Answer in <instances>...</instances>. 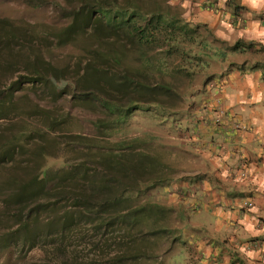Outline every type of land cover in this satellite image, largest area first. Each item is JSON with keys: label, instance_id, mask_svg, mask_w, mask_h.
<instances>
[{"label": "rangeland", "instance_id": "obj_1", "mask_svg": "<svg viewBox=\"0 0 264 264\" xmlns=\"http://www.w3.org/2000/svg\"><path fill=\"white\" fill-rule=\"evenodd\" d=\"M119 1L127 5V0ZM130 2L141 9L143 20L139 23L148 25L150 43L136 46L130 40L111 37L103 40L105 45L103 42L98 46L94 40L85 39L83 47L68 46L54 53L46 52V56L53 57L56 64L58 59L64 61L70 72L82 73L85 65L92 62L80 55L81 50L97 53L98 57L100 54V61L93 66L102 62V67L117 77L124 70L132 73L143 86L138 94L143 102L134 106L126 103L130 92L124 98L118 96L123 107L118 115L105 114L68 96L44 99L52 115L58 116L62 111L70 114L67 123L47 135L92 137L96 141L93 153L99 157L100 152L109 150L114 154L126 149L125 154L130 155L127 159L144 162L142 174L137 177L140 182L127 188V200L117 209H124L125 215L131 213L135 218H118L116 210H111L102 216V222H97L96 217V222L90 224L81 215L79 220L75 218L79 226L60 234L58 219H64L62 213L73 205L72 200L63 201L60 213L39 214L37 230L41 226L44 231L49 228L48 234L42 239L37 237L32 247L15 240L17 245L0 250V264H264V260H252L246 255L260 247L261 239L250 237L240 242L238 233H233L223 221L231 214L253 208L252 202L243 199L236 204L235 198L241 196L238 192L232 193L235 202L229 206L224 203V190H234L241 183L250 186L251 173L240 154L236 164L226 165L227 168L222 165L221 155H237L232 140L226 141L227 135L248 130L247 125L229 116L222 94L225 81L230 74L249 72L254 67L251 61H259L264 54V46L260 48L257 42L238 40L239 30L246 27V8L242 4L249 1ZM40 3L42 6L35 9L21 0H0V19L53 28L65 23L70 15L62 0ZM115 56H120L119 65L113 63ZM15 75L10 74L8 79ZM22 104L30 115L14 112L9 119L0 120V136L8 138L13 130L28 129L33 131V148L39 143L43 119L29 109L28 100L23 99ZM127 109L132 112L123 116ZM99 119L105 121V130L95 129L94 122ZM210 132L222 137L215 140L207 135ZM121 142L127 144L119 146ZM76 151V161H89L87 167H95L97 158L91 162L85 157L90 153L86 148L77 147ZM12 161L24 165L39 160L31 151L19 150L14 151ZM43 165L56 170L62 159L48 157ZM12 166L16 167L13 163ZM4 174L3 178L0 174V235L7 231L17 238L21 233H16V207L5 196L11 189L6 179L11 174L25 175L18 168H8ZM256 224L264 228V219H258Z\"/></svg>", "mask_w": 264, "mask_h": 264}, {"label": "trees", "instance_id": "obj_2", "mask_svg": "<svg viewBox=\"0 0 264 264\" xmlns=\"http://www.w3.org/2000/svg\"><path fill=\"white\" fill-rule=\"evenodd\" d=\"M21 1L36 9L45 0ZM62 1L68 6L70 15L65 23L53 28L0 19V120L9 119L14 112L29 116L30 113L24 111L28 108L23 106V99L28 100L31 105L29 109L43 119L40 125L42 134L37 140L39 143L33 148L30 142L33 131L28 129L13 130L8 138L0 136L2 178L6 175L3 172L8 168H18L25 175L11 177V174L6 179L11 189L5 196L16 207L13 217L18 218L16 233L21 234L15 238L12 237V232H2L0 250L14 247L18 244L15 240L32 247L38 240L37 237L42 239L49 232V228L44 231L43 226L41 230H37L39 214L60 213V204L66 200H72L73 205L62 213L61 217L64 219H58L57 228L60 234L69 233L79 226L75 218L79 220L81 215L86 216V221L90 224L96 222V217L97 222H102V216L108 215L111 210H116L118 218H135L131 213L129 216L125 215L124 209H117L127 200V188L132 183L140 182L137 177L142 174L144 162L133 163L127 159L130 155L125 154L126 149H120L114 154L109 150L100 152L99 157L93 153L96 141L92 137L68 135L58 138L47 135L67 123L70 114L62 111L58 116L52 115L44 97L56 99L68 96L72 101L99 108L105 114L120 115L123 107L118 96L124 98L130 92L126 103L132 106L141 104L143 101L138 94L142 93L140 88L143 86L127 70L117 77L106 67H102V62L94 67V62L100 61L102 57L100 54L99 58L97 53L81 50L80 55L85 56L92 64L87 63L84 71L80 73L75 70L70 72L68 65L59 59L56 60L57 64L54 63L55 59L47 58L46 52L54 53L74 45L83 47L87 42L85 39L94 40L98 46L103 42L105 45L106 41L103 40L111 37L130 40L136 46H145L150 43L147 37L149 27L146 23H139L143 20L141 9L138 5L131 4L130 0H127V5H122L119 0ZM156 24L159 25V19ZM43 30H52L54 33H44ZM86 33L91 35L86 38ZM113 60L116 65L120 64V56H115ZM104 62L106 65V59ZM10 74H16L15 78L8 79ZM35 95L40 100L35 99ZM131 112L132 110L127 109L123 116H128ZM104 124L105 121L99 119L94 122V127L97 131L105 130ZM126 144L127 142H121L119 146ZM81 146L90 152L85 157H89L91 162L97 158L93 169L87 167L89 161L81 162L76 161L77 157L74 158L76 148ZM19 150L31 151V155L39 161L25 162L24 165L15 163L12 156L14 151ZM48 157H61V167L56 170L45 169L43 160ZM70 157L73 164L69 162ZM12 163L17 166L13 167Z\"/></svg>", "mask_w": 264, "mask_h": 264}, {"label": "crops", "instance_id": "obj_3", "mask_svg": "<svg viewBox=\"0 0 264 264\" xmlns=\"http://www.w3.org/2000/svg\"><path fill=\"white\" fill-rule=\"evenodd\" d=\"M248 1V4H242L246 8L244 10L246 27L244 30H239L238 40H253L261 48L264 46V0ZM251 62L254 67H251L249 72L230 74L228 80L225 81L227 83L222 94L224 103L229 109V116L247 125L248 130L235 135L230 133L227 135L226 141L232 140L237 149V155L230 156V158L226 153H221V155H224L222 165L227 168L226 165L231 167L236 164L240 154L241 158L249 164L251 173L250 186L241 183L236 186L237 191L230 187L224 190L226 191L224 192V203L226 206L232 204L234 201L232 193L238 192L241 196L235 198L236 204L239 205L243 199L252 202L253 208L248 212L236 214L237 217L231 214L223 221L233 233H238L240 242L250 237L260 238V247L256 250H249L246 255L252 260H264V228L260 229L256 224L258 219H264V54L259 61ZM210 134L211 132L207 133V135ZM211 137L219 140L222 136L212 132ZM210 168L209 170H212Z\"/></svg>", "mask_w": 264, "mask_h": 264}]
</instances>
